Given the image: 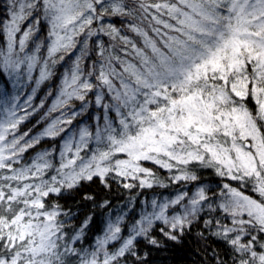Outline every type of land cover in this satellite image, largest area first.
<instances>
[{"label": "snow or ice", "instance_id": "obj_1", "mask_svg": "<svg viewBox=\"0 0 264 264\" xmlns=\"http://www.w3.org/2000/svg\"><path fill=\"white\" fill-rule=\"evenodd\" d=\"M197 223L264 264V0H0V264H149Z\"/></svg>", "mask_w": 264, "mask_h": 264}, {"label": "trees", "instance_id": "obj_2", "mask_svg": "<svg viewBox=\"0 0 264 264\" xmlns=\"http://www.w3.org/2000/svg\"><path fill=\"white\" fill-rule=\"evenodd\" d=\"M203 179L206 182H210L212 177L205 175ZM212 185L215 186L214 183H211L209 186ZM81 191L96 194L97 200L107 197L113 201L117 209L127 200L125 190L117 188L115 185H113L111 192H107L96 182L85 185ZM146 193L150 194L148 191ZM61 203L78 214L74 217L76 225H79L87 215H93V222L87 229V241H92L94 236L101 234L100 228L104 225V219L106 218V213L103 209L93 208L92 202L81 201V198L74 193L62 197ZM201 229V224H194L191 232H188L184 236L182 243L170 245L163 251L149 250L143 242L140 243L139 248L141 251H149V264H214L212 259L213 252L223 254L224 245L211 236L207 240L201 239L199 237Z\"/></svg>", "mask_w": 264, "mask_h": 264}, {"label": "rangeland", "instance_id": "obj_3", "mask_svg": "<svg viewBox=\"0 0 264 264\" xmlns=\"http://www.w3.org/2000/svg\"><path fill=\"white\" fill-rule=\"evenodd\" d=\"M211 187L214 188V187H216V185L215 186L212 185ZM148 192L150 194L145 193L144 197L141 198V207L144 206L143 205V201L144 200H150L152 198L151 190H148ZM155 192L157 193V196H156L157 199H163L164 197H173L175 195V189L174 188H170V189H155ZM160 193H163V196L159 195ZM105 220H106V218L104 219V225L102 226V228H100L101 234H102V230L105 227ZM99 227H101V226H99Z\"/></svg>", "mask_w": 264, "mask_h": 264}]
</instances>
